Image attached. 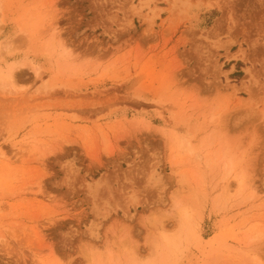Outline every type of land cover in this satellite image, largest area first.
Listing matches in <instances>:
<instances>
[{
	"label": "rangeland",
	"instance_id": "374dc122",
	"mask_svg": "<svg viewBox=\"0 0 264 264\" xmlns=\"http://www.w3.org/2000/svg\"><path fill=\"white\" fill-rule=\"evenodd\" d=\"M0 264H264V0H0Z\"/></svg>",
	"mask_w": 264,
	"mask_h": 264
},
{
	"label": "bare ground",
	"instance_id": "6f19581e",
	"mask_svg": "<svg viewBox=\"0 0 264 264\" xmlns=\"http://www.w3.org/2000/svg\"><path fill=\"white\" fill-rule=\"evenodd\" d=\"M222 126L220 127V125H219V127H220V130L222 129V128H224L225 129V127L223 126V124H221ZM218 127V128H219ZM215 128V127H214ZM217 128V129H218ZM219 131V130H218ZM222 131V130H221ZM223 132V131H222ZM215 133V132H214ZM218 133V132H217ZM221 133V132H220ZM224 133H226V131L224 132ZM221 135V134H220ZM218 136V135H217ZM227 140V139H226ZM181 141V140H180ZM228 141V140H227ZM184 142V140L182 139V142H181V144ZM229 142V141H228ZM225 143V142H224ZM229 144V143H228ZM227 145V144H226ZM230 145V144H229ZM225 146V145H224ZM231 146V145H230ZM232 147V146H231ZM232 149L230 148L229 149V147L228 146H226V149L224 150V152H225V156H226V158H227V162L229 163V173L228 174H230V173H232L233 172V170H235V169H239L240 168V166L242 165V163L243 162H245V159H244V157L243 158H239V159H237L236 157H235V154H233L232 153V151H234V150H232ZM235 153V152H234ZM244 155V154H243ZM225 156H224V158H225ZM241 157V156H240ZM249 164V163H248ZM242 170H240V172L242 173V174H244L246 171H244V170H247L248 168H246L245 167V165H244V167L242 166ZM245 168V169H244ZM248 171V170H247ZM246 176H247V174H245ZM244 175V176H245ZM230 176V175H229ZM243 175H241V177H244ZM248 177V176H247ZM246 178V177H245ZM237 180H239V184H241L242 182L241 181H243V179H241V178H239V179H237ZM159 219V218H158ZM160 219H163V218H160ZM153 221V220H152ZM155 222H156V220H154ZM160 220H158V222H159ZM145 222H146V220H145ZM150 222H151V220H150ZM149 221H148V223H146V224H148V228H149V225H154V223L152 222L151 224H149L150 223ZM144 223V222H143ZM164 224V223H163ZM124 225V224H123ZM128 225V224H127ZM127 225H124V226H121V228H120V230H119V234L117 235L118 236V240L121 242L120 244H122V243H124V245L126 244H128L129 246H131V248L132 247H136V248H138V245L136 244V243H140V242H136L135 243V239H134V233L132 232V230L129 228V225L127 226ZM143 225V224H142ZM117 227V226H116ZM115 227V228H116ZM132 227V226H131ZM143 227H144V225H143ZM146 227V226H145ZM144 227V228H145ZM150 227H152V226H150ZM155 227V226H154ZM161 227H162V225H161ZM166 227V226H165ZM164 227V228H165ZM117 228H119V227H117ZM110 229V228H109ZM117 230V229H116ZM152 231H154L153 229H152ZM151 231V232H152ZM155 231H158V230H155ZM163 232V231H162ZM109 233H110V231H109ZM112 233H114L113 231H112ZM116 233V232H115ZM146 233V232H145ZM149 233V232H148ZM157 233V232H156ZM108 235V234H107ZM115 236V234L113 235V237ZM146 236V235H145ZM163 237H165V236H163ZM136 238V237H135ZM255 238V237H254ZM253 238V239H254ZM110 239V238H109ZM113 240H115V239H113ZM137 240V239H136ZM116 241V240H115ZM119 241H117V242H119ZM116 242V243H117ZM126 242H128V243H126ZM135 243V244H134ZM162 243V242H161ZM119 244V243H118ZM131 244V245H130ZM149 244V243H148ZM126 245L124 246V247H126ZM162 246H163V248H165V247H168V246H170V245H172L171 244V241L170 240H166V242H164V243H162L161 244ZM149 246V245H148ZM140 247V246H139ZM134 248H132V250L134 249ZM141 248V247H140ZM142 249V248H141ZM136 250V249H135ZM134 253V252H133Z\"/></svg>",
	"mask_w": 264,
	"mask_h": 264
}]
</instances>
